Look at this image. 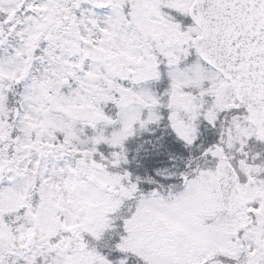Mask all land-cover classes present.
Listing matches in <instances>:
<instances>
[{"label": "snow or ice", "instance_id": "obj_1", "mask_svg": "<svg viewBox=\"0 0 264 264\" xmlns=\"http://www.w3.org/2000/svg\"><path fill=\"white\" fill-rule=\"evenodd\" d=\"M0 264H264V0H0Z\"/></svg>", "mask_w": 264, "mask_h": 264}]
</instances>
